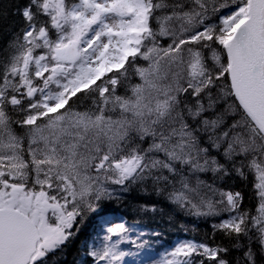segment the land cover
I'll list each match as a JSON object with an SVG mask.
<instances>
[{
	"label": "snow or ice",
	"instance_id": "snow-or-ice-1",
	"mask_svg": "<svg viewBox=\"0 0 264 264\" xmlns=\"http://www.w3.org/2000/svg\"><path fill=\"white\" fill-rule=\"evenodd\" d=\"M0 264H264V0H0Z\"/></svg>",
	"mask_w": 264,
	"mask_h": 264
},
{
	"label": "trees",
	"instance_id": "trees-1",
	"mask_svg": "<svg viewBox=\"0 0 264 264\" xmlns=\"http://www.w3.org/2000/svg\"><path fill=\"white\" fill-rule=\"evenodd\" d=\"M139 197L136 194H132L127 197L129 204L134 206L137 202ZM166 206V205H165ZM167 207V206H166ZM118 215L126 216V218L132 221H138L139 226L142 228V231L146 233L156 232L159 233V237H151L154 240L155 248L158 251L164 250L165 248L172 245L173 240L177 237H188L192 238L195 235L196 239H200L202 233L207 230V225L204 223H197V221L192 218L185 216L183 214L175 215L174 219L169 221L167 217H157L155 219L151 218L150 216L138 215L136 214L132 207L129 205H121L119 211L116 213ZM94 219L88 220L81 228V234L79 237V241L86 239L94 226ZM196 225L198 228L199 234L192 233V232H185L183 229L187 226L191 228L193 225ZM78 241V242H79ZM75 249H73L74 251ZM72 257H69V261H71Z\"/></svg>",
	"mask_w": 264,
	"mask_h": 264
},
{
	"label": "rangeland",
	"instance_id": "rangeland-1",
	"mask_svg": "<svg viewBox=\"0 0 264 264\" xmlns=\"http://www.w3.org/2000/svg\"><path fill=\"white\" fill-rule=\"evenodd\" d=\"M182 239V238H181ZM177 240V239H176Z\"/></svg>",
	"mask_w": 264,
	"mask_h": 264
}]
</instances>
